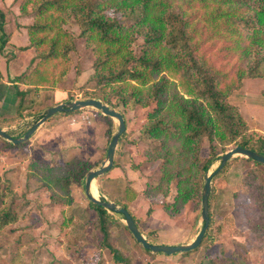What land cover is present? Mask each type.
Wrapping results in <instances>:
<instances>
[{
	"label": "trees",
	"instance_id": "1",
	"mask_svg": "<svg viewBox=\"0 0 264 264\" xmlns=\"http://www.w3.org/2000/svg\"><path fill=\"white\" fill-rule=\"evenodd\" d=\"M20 10L34 17L26 26L27 42L21 47L33 48L36 55L26 70L10 80L19 101L15 115L0 119V127L3 121L12 124L25 116L28 96L58 89L65 80L76 36L64 24L74 18L95 60L87 80L69 90L62 101L95 98L120 112L138 105L148 109L141 131L157 144L145 154L151 161L161 160V174L144 193L167 196L174 184V200L163 205L167 212L174 214L189 200L200 204L205 174L223 152L242 146L264 155V133L254 130L239 107L229 101L245 78L264 77V0H22ZM140 37L138 53L135 45ZM4 80L0 69V83ZM104 119L109 122L111 140L114 120ZM205 142L207 155L202 153ZM246 159L264 173V163ZM93 166L83 158L55 164L36 158L27 165V178L36 179L53 201L70 205L72 183L84 181ZM108 173L97 178L102 193L107 192L103 180ZM136 195L125 185L126 198L114 200L132 214L143 233L128 206ZM213 196L212 185L210 224ZM15 202L13 184L0 185V230L17 221ZM88 206L95 212L102 244L116 260L124 261V234H130L121 221L124 215L90 200ZM224 258H211L207 264H233V257Z\"/></svg>",
	"mask_w": 264,
	"mask_h": 264
},
{
	"label": "rangeland",
	"instance_id": "2",
	"mask_svg": "<svg viewBox=\"0 0 264 264\" xmlns=\"http://www.w3.org/2000/svg\"><path fill=\"white\" fill-rule=\"evenodd\" d=\"M10 2L20 7L22 0ZM21 14L30 18L29 24L34 21L33 14ZM64 27L76 36L71 69L58 89L42 90L26 98L27 106L22 119L12 124L3 121L2 128L14 137L19 133L23 135L49 104L66 102L62 100L68 91L83 84L93 70L95 55L81 36L78 22L72 18ZM142 42L140 37L135 45L138 53ZM18 49L26 50L22 47ZM11 54L16 56L14 51H10L8 62L13 58ZM77 70H81L79 75ZM3 75L5 80L0 83V91L7 97L14 92L18 103L19 96L15 86L11 90L14 84L10 81L17 74L8 72ZM229 101L239 107L254 130L264 133V77L245 78L242 86L229 96ZM17 103L0 102V119L14 116ZM147 111L140 105L122 109L126 130L115 155L116 167L113 166L103 180L106 193H102L98 180L94 188L100 189L98 198L115 201L117 197L126 198L124 187L129 185L137 195L128 206L138 219L143 234L152 237L150 241L172 245L190 243L203 227L202 201L195 204L189 200L179 211L170 214L163 205L174 200V184L167 196L144 193L148 184L156 183L161 174V160L151 161L145 154L147 149L157 144L155 139L141 131ZM103 115L94 107L56 114L29 140L18 145L9 146L0 137V185L4 186L5 182L13 184L15 212L18 215L16 222L0 230V264H207L211 258L225 261L226 255L234 258L233 264H264V173L245 156L229 160L225 170L212 181L213 223L209 224L202 245L188 255L147 253L129 231L130 234H124L125 260L118 261L112 250L102 244L101 232L95 227V212L88 206L89 200L85 195V179L72 183L73 202L64 205L53 201L50 192L36 179L27 178V165L36 158L46 159L52 164L83 158L94 165L92 169L100 167L106 159L110 142L107 135L109 122ZM113 120L111 130L114 134L118 121ZM202 153H208L207 142ZM219 164L218 159L208 170L209 173ZM121 221L124 223V218Z\"/></svg>",
	"mask_w": 264,
	"mask_h": 264
},
{
	"label": "water",
	"instance_id": "3",
	"mask_svg": "<svg viewBox=\"0 0 264 264\" xmlns=\"http://www.w3.org/2000/svg\"><path fill=\"white\" fill-rule=\"evenodd\" d=\"M86 107H94L102 111V113L106 116L117 119L118 128L117 131L113 134L112 139L109 142L106 159L102 162L101 166L95 169H91L85 176L84 187H85V195L93 203L99 204L111 212L121 213L124 215V224L131 232L135 240L140 243L145 249L150 250L153 253H164L167 255L175 254V253H183L194 250L199 247L202 243V240L206 234V231L210 224V194L212 187V178L213 175L219 172L223 166L232 158L236 156H245L247 158H252L259 163H264V155L242 147L235 146L225 153H223L220 157L219 166L210 174L209 171L206 172L205 182L202 189V209H201V218L204 222L202 229L197 234L196 238L186 244H165V243H152L147 237L141 232L139 226L135 222L132 214L123 206H120L116 201L110 200L108 198H98L92 192L93 183L96 182L97 178L109 172L113 166L115 161V155L117 152V148L119 145L120 138L122 134L126 130V121L124 114L115 108L110 107L108 104L104 103L100 99L88 98V99H75L71 101L57 103L55 105H51L45 109L42 116L22 135L14 137L8 133V131L4 130L0 127V137L5 140L12 142L14 145H18L23 143L31 138V136L52 116L65 112H73L79 109H83ZM98 187V186H97ZM98 191H100L98 187Z\"/></svg>",
	"mask_w": 264,
	"mask_h": 264
},
{
	"label": "crops",
	"instance_id": "4",
	"mask_svg": "<svg viewBox=\"0 0 264 264\" xmlns=\"http://www.w3.org/2000/svg\"><path fill=\"white\" fill-rule=\"evenodd\" d=\"M29 19L28 16L21 14L19 4H11L10 0H0V69L3 74L7 75L8 72L15 75L21 73L35 57L33 48L22 51L18 49L27 42L25 29L30 23ZM10 51H14L16 56L11 54L13 58L9 59L8 62ZM13 89H15L14 85L11 86V90ZM9 95L10 97H7L5 93L0 91V102L17 103L18 98L14 92Z\"/></svg>",
	"mask_w": 264,
	"mask_h": 264
},
{
	"label": "bare ground",
	"instance_id": "5",
	"mask_svg": "<svg viewBox=\"0 0 264 264\" xmlns=\"http://www.w3.org/2000/svg\"><path fill=\"white\" fill-rule=\"evenodd\" d=\"M95 182L93 183V186H92V192L94 193V195L97 197L98 194H99V191L98 190H95Z\"/></svg>",
	"mask_w": 264,
	"mask_h": 264
}]
</instances>
